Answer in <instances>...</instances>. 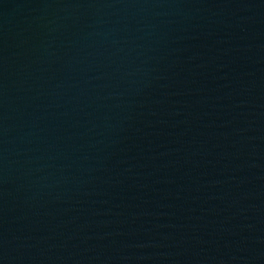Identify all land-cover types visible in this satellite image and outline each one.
Masks as SVG:
<instances>
[{
	"label": "water",
	"instance_id": "1",
	"mask_svg": "<svg viewBox=\"0 0 264 264\" xmlns=\"http://www.w3.org/2000/svg\"><path fill=\"white\" fill-rule=\"evenodd\" d=\"M0 264H264V0H0Z\"/></svg>",
	"mask_w": 264,
	"mask_h": 264
}]
</instances>
